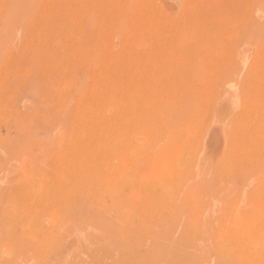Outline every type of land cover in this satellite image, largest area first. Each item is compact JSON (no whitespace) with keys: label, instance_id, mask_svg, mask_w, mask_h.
<instances>
[{"label":"rangeland","instance_id":"1","mask_svg":"<svg viewBox=\"0 0 264 264\" xmlns=\"http://www.w3.org/2000/svg\"><path fill=\"white\" fill-rule=\"evenodd\" d=\"M54 1L0 0V264H258L223 236L263 201L264 0ZM122 14L149 40L131 62H164L156 92H142L164 110L155 119L148 110L132 133L143 140L139 127L152 129L155 152L189 137L197 154L175 204L163 187L138 194L145 160L124 176L122 158L136 152L103 110L121 78L135 85L127 58L114 64L137 45L122 23L110 29Z\"/></svg>","mask_w":264,"mask_h":264},{"label":"bare ground","instance_id":"2","mask_svg":"<svg viewBox=\"0 0 264 264\" xmlns=\"http://www.w3.org/2000/svg\"><path fill=\"white\" fill-rule=\"evenodd\" d=\"M53 1V0H52ZM66 1V0H65ZM69 1V0H68ZM73 1V0H72ZM78 1V0H77ZM90 1V0H88ZM127 1V0H126ZM136 1V0H135ZM133 1V2H135ZM164 1V0H163ZM237 1V0H236ZM14 2V1H13ZM12 2V5H13ZM50 2V1H49ZM48 2V3H49ZM56 0L54 1V4ZM70 2V1H69ZM91 2H93L91 0ZM90 2V3H91ZM138 2V1H137ZM52 3V2H51ZM50 3V4H51ZM61 3V4H60ZM89 3V4H90ZM95 2H93L94 4ZM99 3V1H98ZM115 3V2H114ZM155 3V2H154ZM53 4V3H52ZM62 5V2H59L58 5ZM65 2L63 3L64 6ZM73 4V3H72ZM74 4H78V3H74ZM82 4V3H81ZM85 4V3H84ZM100 4V3H99ZM109 4V3H108ZM119 4V3H118ZM8 5V4H7ZM57 5V4H56ZM55 5V6H56ZM67 5V3H66ZM71 5V4H69ZM86 5V4H85ZM98 5V4H97ZM11 6V4H10ZM49 6V5H48ZM47 6V7H48ZM51 6V5H50ZM53 6L54 8H56L58 10V7ZM62 6V7H63ZM72 6V5H71ZM69 6V8L71 7ZM80 6V4H79ZM84 6V5H83ZM94 6V5H93ZM105 6V5H104ZM107 6V5H106ZM119 6V5H118ZM178 6V5H177ZM4 5H2V9H3ZM9 7V6H6ZM6 10H8V8H6ZM73 7V6H72ZM75 7V5H74ZM73 7V8H74ZM78 7V6H77ZM95 7V6H94ZM102 6H100L99 8H101ZM112 7V6H111ZM131 7V6H130ZM137 6H135L136 8ZM167 7V6H166ZM237 7H239L237 5ZM30 8V7H29ZM65 9V6L63 7ZM113 8V7H112ZM111 8V9H112ZM117 8V7H116ZM231 8V7H230ZM44 9V8H42ZM60 9L62 10L61 6ZM66 9L68 10V7L66 6ZM76 9V8H74ZM81 9V8H80ZM87 9V8H86ZM92 9V8H91ZM104 9V7H102V10ZM107 9V8H106ZM179 9V8H178ZM59 10V11H61ZM71 10V9H70ZM69 10V11H70ZM79 10V8H78ZM82 10V9H81ZM96 10V9H95ZM105 10V9H104ZM103 10V11H104ZM141 10V9H139ZM3 12H5L4 10H2ZM9 11V10H8ZM51 11V10H50ZM58 11V12H59ZM84 11V10H83ZM82 11V12H83ZM130 11V10H129ZM128 11V12H129ZM258 11V10H257ZM2 12V14H3ZM7 12V11H6ZM42 12H44L42 10ZM63 13L65 12L64 10L62 11ZM61 12V14H62ZM68 12V11H67ZM76 12V11H75ZM74 12V13H75ZM94 12V11H93ZM100 11H98L99 14ZM1 13V12H0ZM47 13V12H46ZM53 13V12H52ZM72 13V12H69ZM68 13V14H69ZM102 13V12H101ZM214 13V11H213ZM48 14V13H47ZM55 14V13H54ZM53 14V15H54ZM83 14V13H82ZM94 14V13H93ZM96 13V15H98ZM104 14V13H103ZM118 14V13H117ZM121 14V13H120ZM124 14V13H123ZM122 14V22H119V16L117 17L118 19V23H114L113 27L110 28L112 30V33L115 32V34H117L120 30H121V23L124 25V29L125 32L123 33L124 35H127V39L129 37L133 38L135 37L136 41V46L133 52L131 53H127L123 54V55H118V60H116L117 62H115L114 64L120 65L123 64V60L125 58L126 62H129L128 68H130V75H131V79L135 81V85L134 88H126V83L122 81H119L117 84H114V87H112L111 90L108 91V97H107V102L104 105V109L105 111L109 110L112 111L113 115L115 116V121L117 122L115 125H119V123L121 124L117 130H116V134H118L120 137V140H123L122 135L125 134L126 135V139L129 141V148L135 150V155L132 158V161H127L124 158H122V162L124 167L126 168L128 166L129 170H126V174L124 175L125 177L128 175H132L134 177L137 176V172H135L134 170H136L135 168L137 166L140 167V162L141 161H146V165H148V169L149 174L147 175L148 178L146 179L145 177H141V174H139L142 183H140V185L138 186L139 188H136L137 186H135L136 189H139V195L143 196L144 195H148V196H152L155 192V188L156 187H163L166 191V198H168V203L170 204H175L176 203V198L175 196H173V194L175 193V189L176 188H182L183 182L188 179L191 175V162L197 160V154L196 151L194 150V145L190 144L189 141V137L186 138H182L181 142L180 141H172L171 144H168L167 147L163 148L162 150H160L159 152H155V151H150L151 150V146L152 143H154L155 138H154V134L155 133L152 129L147 128L145 126L139 127L140 125H138L137 127H135L136 129H139L140 131L137 133L138 136H142L144 138H146V140L148 141V143L145 144L144 138L143 140H140L139 138H137L132 132V127H134V125H132L133 123H135L136 121H143V118L145 116V114H147L148 110H152V114L154 119L156 118L155 116L158 115V113L164 109H159V105L155 102V101H150L151 98L150 96L145 97L144 93H142L143 91L147 90L151 93H155L156 92V88L154 87L156 84L162 83L163 80L160 78L158 79V73H159V69L160 67H162L161 62H163V60H153L152 58H150V56H148L146 58H141L140 60L136 61V62H131V56H133V54H138L139 51H143V50H147L148 47H150L147 43H148V39H146L145 37H143V33L141 34H137L136 32L133 33L134 30V26L135 24V18L134 15L131 16H123ZM159 14V13H158ZM248 14V12H247ZM3 15H7V14H3ZM50 15V14H49ZM57 15V14H55ZM76 15V13H75ZM78 15V14H77ZM100 15V14H99ZM136 15V13H135ZM157 15V14H156ZM173 15V14H172ZM171 15V16H172ZM51 16V15H50ZM60 16V15H59ZM62 16V15H61ZM66 16V13L65 15ZM83 16V15H81ZM155 16V15H154ZM174 16V15H173ZM262 16V15H261ZM27 17V16H26ZM63 17V16H62ZM78 17V16H77ZM97 17V16H96ZM235 17V16H234ZM264 17V15H263ZM56 18V17H55ZM58 18V17H57ZM60 18V17H59ZM69 18V17H68ZM92 18V15L91 17ZM192 18V17H191ZM257 18V17H256ZM44 19V18H43ZM62 19V18H61ZM160 19V18H159ZM173 19V18H172ZM220 19V17H219ZM260 19V18H259ZM45 20V19H44ZM60 20V19H59ZM67 20V17H66ZM78 20V19H77ZM42 21V20H41ZM53 21V20H52ZM58 21V20H57ZM61 21V20H60ZM103 21V20H101ZM100 21V22H101ZM109 21V20H108ZM258 21V19L256 20V22ZM23 22V21H22ZM67 22V21H66ZM110 22V21H109ZM47 23V22H46ZM45 23V24H46ZM60 23V22H59ZM62 23V21H61ZM69 23V22H68ZM74 23V22H73ZM108 23V22H107ZM165 23V22H164ZM240 23V22H239ZM44 24V26H45ZM52 24V22H51ZM49 24V25H51ZM88 24V23H87ZM233 24V22H232ZM241 24V23H240ZM259 24V21H258ZM67 25V24H66ZM3 26V25H2ZM43 26V27H44ZM57 27V25H55ZM53 26V27H55ZM79 26V25H78ZM88 26V25H87ZM146 26V25H145ZM234 26V25H232ZM252 26V25H251ZM257 26V25H256ZM46 27V26H45ZM44 27V28H45ZM69 27V26H68ZM137 28V27H136ZM252 28V27H250ZM264 28V27H263ZM62 29V28H61ZM68 29V28H67ZM66 29V31H67ZM71 29V28H70ZM86 29V28H85ZM248 29V27L246 28ZM31 30H33V28L31 27ZM58 30L60 31V29L58 28ZM69 30V29H68ZM83 30V29H82ZM250 30V29H249ZM248 30V32H249ZM51 32V30H49ZM48 31V32H49ZM56 31V30H55ZM73 31V29H72ZM143 31V29H142ZM218 31V30H217ZM216 31V32H217ZM253 31V29H252ZM44 32V31H43ZM47 32V30H46ZM45 32V33H46ZM62 32V30H61ZM65 32V31H64ZM70 32V31H69ZM86 32V31H85ZM96 31H94L95 33ZM102 32V31H101ZM106 32V31H105ZM247 32V33H248ZM259 32V30H258ZM52 33V32H51ZM55 33V32H54ZM57 33V32H56ZM55 33V34H56ZM77 33V32H76ZM92 33V34H94ZM167 33V32H166ZM185 33V32H184ZM61 34V33H60ZM81 34V33H80ZM98 34V33H97ZM114 34V33H113ZM33 35V33H32ZM45 35V34H43ZM67 35V34H66ZM71 35V34H70ZM99 35V34H98ZM186 34H184L185 36ZM254 35V33H253ZM37 36V35H36ZM52 36V35H51ZM50 36V37H51ZM64 36V34H63ZM81 36V35H80ZM96 36V33H95ZM111 36V35H109ZM244 36V35H243ZM30 37V36H29ZM54 37V36H53ZM60 37V36H59ZM65 37V36H64ZM63 37V38H64ZM67 37V36H66ZM114 37H116V35H114ZM248 37V35H247ZM44 38V37H43ZM101 38V37H100ZM108 39V36L105 37V39ZM117 38V37H116ZM158 38V37H157ZM30 39V38H28ZM49 39V38H47ZM56 39V38H55ZM58 39V38H57ZM14 40V39H13ZM45 40V39H44ZM59 40V39H58ZM231 40V39H230ZM12 41V40H11ZM28 41V40H27ZM55 41V40H54ZM53 41V42H54ZM65 41V40H64ZM246 41V40H245ZM251 41V40H250ZM57 42V40L55 41ZM100 42V40L98 41V43ZM121 42V41H119ZM201 42V41H200ZM2 43V42H1ZM17 43V42H16ZM31 43V42H30ZM29 43V44H30ZM50 43V42H49ZM52 43V42H51ZM66 43V42H64ZM115 43V41H114ZM210 43V41H209ZM97 44V42H96ZM126 44V43H125ZM143 44V45H142ZM40 45V44H39ZM48 45V44H47ZM56 45V44H55ZM59 45V44H58ZM78 45V44H77ZM81 45V44H80ZM87 45V44H86ZM213 45V44H212ZM30 46V45H29ZM42 46V45H40ZM82 46V45H81ZM142 46L143 49L138 50L137 48ZM120 47V46H119ZM14 48V47H13ZM77 48V46H76ZM123 48V47H122ZM133 48V47H132ZM212 48V47H211ZM85 49V48H84ZM92 49V48H91ZM98 49V48H97ZM191 49V48H190ZM63 50V49H62ZM93 50V49H92ZM101 50V49H98ZM96 50V52L98 51ZM249 50V49H248ZM51 51V49H50ZM53 51V50H52ZM81 51V50H80ZM85 51V50H84ZM95 51V50H94ZM115 51V50H114ZM119 51H121L119 49ZM159 51V49H158ZM167 51V50H166ZM252 51V49H251ZM256 51V49H255ZM37 52V51H36ZM60 52V51H59ZM75 52V51H74ZM95 52V53H96ZM118 52V51H117ZM122 52V51H121ZM107 53V52H106ZM120 53V52H119ZM33 54V53H32ZM114 53H110L108 54L110 58V56H112ZM255 54V53H254ZM60 55V54H59ZM96 55V54H94ZM169 56H171V54H167ZM174 55V53H172V56ZM56 56V55H55ZM68 56V55H67ZM59 57V56H58ZM106 57V56H105ZM114 57H116L114 55ZM52 58V57H51ZM66 58V57H65ZM173 58V57H172ZM67 59V58H66ZM251 59V58H250ZM264 59V58H263ZM56 60V59H55ZM61 60V59H59ZM71 63V62H70ZM86 63V62H84ZM151 63L152 67L150 68V71L146 72V68L147 66ZM164 63V62H163ZM27 66V65H26ZM50 66V65H49ZM94 66V65H93ZM99 66V65H98ZM145 67L144 69H141V67ZM164 67V66H163ZM244 67V66H243ZM38 68V67H37ZM83 68V67H82ZM93 68V67H92ZM246 68V67H245ZM244 68V69H245ZM84 69V68H83ZM87 69V68H85ZM55 70V69H54ZM59 70V69H58ZM74 70V69H73ZM111 70V69H110ZM23 71V70H22ZM37 71V70H36ZM41 71V70H40ZM79 71V70H78ZM87 71V70H86ZM84 71V72H86ZM97 71L99 72V67L97 68ZM58 72V71H55ZM126 72V71H125ZM73 74L76 75L75 72H73ZM118 74V73H117ZM79 75V74H78ZM179 75V74H178ZM242 75V74H241ZM239 75V76H241ZM86 76V75H85ZM13 77V76H12ZM70 77V76H69ZM68 77V78H69ZM66 78V79H68ZM163 78V77H162ZM61 79V78H59ZM92 79V78H91ZM232 79V78H231ZM241 79V78H240ZM81 81V80H80ZM230 81V80H229ZM78 82V81H77ZM84 82V80H83ZM206 82V80H205ZM56 83V82H55ZM81 84V83H80ZM68 85V84H67ZM204 85V84H203ZM245 85V84H244ZM30 86V85H29ZM51 86V85H50ZM64 86V85H63ZM66 86V85H65ZM69 86V85H68ZM243 86V85H242ZM73 87V86H72ZM129 91H127V90ZM154 89V90H153ZM159 92V91H158ZM164 93V92H163ZM235 93V92H234ZM35 94V93H34ZM57 95V94H56ZM170 95V94H169ZM68 99V98H67ZM160 99V97H159ZM231 99V98H230ZM101 102V101H100ZM150 102V104H149ZM231 103V102H230ZM70 104V103H69ZM79 107V106H78ZM169 107V106H167ZM191 107V106H189ZM188 107V108H189ZM129 108V110H131L134 114V116L132 117L133 119H127V118H123L124 114H125V109ZM192 109V108H191ZM232 109V108H231ZM165 110H167L165 108ZM226 110V109H224ZM237 110V109H236ZM190 111V110H189ZM222 111V110H221ZM216 112V111H215ZM224 113V111H222ZM230 112V111H229ZM150 113V112H149ZM222 113V115H223ZM188 114V113H185ZM35 115V114H34ZM37 116V115H35ZM113 119V118H112ZM215 119V118H214ZM58 124V123H57ZM113 121L109 120V125L113 126ZM210 125V124H209ZM15 129V128H14ZM135 129V130H136ZM107 130V129H106ZM210 130V129H209ZM185 131V130H184ZM188 131V130H187ZM206 133V132H205ZM207 134V133H206ZM15 135V134H14ZM7 136H9V134H7ZM84 137H87V133L84 132ZM156 137V136H155ZM204 137H206L204 135ZM208 137V136H207ZM175 138V137H174ZM180 139V138H179ZM178 139V140H179ZM205 139V138H204ZM177 140V139H175ZM116 141V140H115ZM140 141V143H138ZM206 141V140H205ZM204 141V142H205ZM53 143V142H52ZM158 143V142H157ZM161 143V142H160ZM54 144V143H53ZM115 144V143H114ZM164 144V143H163ZM159 145V144H158ZM21 146V145H20ZM54 146V145H53ZM164 146V145H163ZM205 146V145H203ZM55 147V146H54ZM200 147V146H199ZM261 148V147H260ZM20 149V148H19ZM22 150L23 149L22 147ZM21 150V152H23ZM155 150V148H154ZM157 150V149H156ZM199 150V149H198ZM26 151V150H25ZM143 151H145V153L143 154ZM199 152V151H198ZM203 153L204 150H203ZM264 154V151H263ZM78 155V154H77ZM204 155V154H203ZM22 156V155H21ZM227 156V155H226ZM256 156V155H255ZM260 156V155H259ZM27 157V156H26ZM30 157V156H29ZM34 157V156H33ZM122 157V156H121ZM200 157V156H199ZM254 157V156H253ZM252 157V158H253ZM263 157V156H262ZM202 158V157H201ZM225 158V157H224ZM256 158V157H255ZM37 159V158H35ZM208 159V158H207ZM38 160V159H37ZM206 160V158H205ZM259 160V159H258ZM208 161V160H207ZM263 161V160H262ZM35 162V161H34ZM198 162V161H197ZM210 162V161H208ZM39 163V162H38ZM137 163V164H136ZM254 163V162H253ZM228 164V163H227ZM36 165V164H35ZM252 165V164H251ZM39 166V165H38ZM195 166V165H194ZM218 166V165H216ZM259 166V165H258ZM229 168L228 167V173H229ZM252 169V168H251ZM197 170V169H196ZM227 170V169H226ZM198 171V170H197ZM25 172V171H24ZM145 172V171H144ZM96 175V174H95ZM232 175V174H231ZM208 178V176H207ZM24 179V178H23ZM129 179V178H128ZM134 179V178H133ZM198 179V178H197ZM27 181V179H25ZM24 180V182H25ZM110 180V179H109ZM137 180V179H136ZM23 181V180H22ZM125 181V180H124ZM133 181V180H132ZM138 181V180H137ZM153 182V183H152ZM23 183V182H22ZM66 183V181H65ZM135 183V182H134ZM68 184V183H67ZM82 184V183H81ZM86 184V183H85ZM131 184V183H130ZM129 184V185H130ZM196 184V183H195ZM264 184V182H263ZM84 185V184H83ZM88 185V184H87ZM135 185V184H133ZM131 184V186H133ZM188 185V184H186ZM86 186V185H84ZM129 187V186H128ZM102 188V187H100ZM180 188V189H181ZM260 189V188H259ZM122 190V189H120ZM112 191V190H111ZM123 191V190H122ZM121 191V192H122ZM126 192V191H125ZM128 192V191H127ZM131 192V191H130ZM143 192V193H142ZM112 193V192H111ZM121 194V193H120ZM39 195V192H38ZM122 195V194H121ZM195 195V194H194ZM132 196V195H131ZM196 196V195H195ZM40 197V196H39ZM121 197V196H120ZM35 199V198H34ZM157 199V198H156ZM261 200L262 204H257V208L255 210H253V212L250 215H242V217L240 218L241 221H237L235 224L236 226V230H233L229 235L223 236V238L227 241L228 244H231L234 246L235 250L237 249L238 252H241V259L242 262H248L251 259H257L258 261H260L258 264H264V193L261 194ZM160 201V200H158ZM251 202H254L255 200L252 198L250 199ZM34 203V201H33ZM140 208V207H139ZM136 209V208H135ZM126 211V210H125ZM135 212L137 213V209L135 210ZM133 211V213H135ZM137 216V215H136ZM112 218V217H111ZM198 216L195 217V227H199L200 225V220L198 221ZM185 219V218H184ZM239 220V219H238ZM61 227V226H60ZM91 228V227H90ZM92 229V228H91ZM62 231V230H59ZM9 232V231H8ZM129 234V233H128ZM58 235V234H57ZM130 235V234H129ZM56 238V237H55ZM35 244V243H33ZM201 256V255H200ZM6 263V262H4Z\"/></svg>","mask_w":264,"mask_h":264}]
</instances>
